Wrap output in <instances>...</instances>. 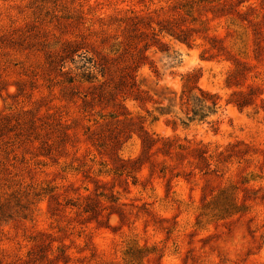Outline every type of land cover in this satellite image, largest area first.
I'll list each match as a JSON object with an SVG mask.
<instances>
[{"label": "rangeland", "instance_id": "374dc122", "mask_svg": "<svg viewBox=\"0 0 264 264\" xmlns=\"http://www.w3.org/2000/svg\"><path fill=\"white\" fill-rule=\"evenodd\" d=\"M184 1L0 0V264H264V49L253 57L256 40L264 46V1L237 8L250 24L202 4L188 17ZM169 21L196 29L190 46L157 33ZM67 43L94 59L127 43L143 52L135 76L145 106L126 100L125 108L152 136L205 147L210 166L187 155L114 173L86 139L98 109L84 113L81 99L92 87L60 75ZM75 60L60 71L80 73ZM236 60L247 65L237 83L257 86L242 111L227 103ZM189 72L219 99L214 113L190 122L170 108ZM138 151L133 137L118 154Z\"/></svg>", "mask_w": 264, "mask_h": 264}, {"label": "trees", "instance_id": "16d2710c", "mask_svg": "<svg viewBox=\"0 0 264 264\" xmlns=\"http://www.w3.org/2000/svg\"><path fill=\"white\" fill-rule=\"evenodd\" d=\"M247 2L248 0H185L180 8L184 10L185 15L191 17L192 8L195 4L208 5L210 12H213V14L217 13V17L235 15L238 21L250 24L251 21L241 17L243 13L237 10L240 7L244 8L245 11L253 9ZM181 19H183L182 14L179 17V20ZM157 26V33L165 32L176 41L187 46H190L193 41L192 34H196L195 28L185 27L182 29L177 27L176 23L172 21H169V27ZM132 30H135V27ZM255 35L260 37L262 32L256 31ZM151 36L156 49L159 52H167V46L156 39L157 34L152 31ZM212 39H215V37H212ZM79 45V43L65 44L62 48L64 56L61 59L60 70L64 68L66 62L74 65L76 63L75 57H77L79 65H75V69L80 71V73L72 75L70 70H59V72L60 75H66L65 82L70 87L73 82L80 84L82 81L89 83L92 87V91L88 93L89 97L84 95L81 99L84 113L91 112L95 107L98 109L89 114L88 122L90 124L85 127L86 139L96 150L97 154L108 158L111 170L114 173L118 175L123 173L130 174L135 170L140 171L144 167H148L149 171H151L152 166L159 158L162 161L165 158H169L170 162L173 158H183L187 155L192 158L191 163H194L195 166L202 165L204 168L210 166L209 156L206 155L205 147L185 145L173 138L152 136L145 130L142 118L131 115L125 108L124 101L126 100H131L141 107L145 106L146 98L138 88L135 76L136 70L145 64L147 60L143 52L137 50L136 47H133V51L128 50L130 44L127 43L121 49V52H116V56L101 55L94 59L93 57H87L85 53H79L81 50ZM262 49H264V46L257 39L253 57L257 59L261 55ZM121 58L124 59L123 65L116 66L114 62ZM200 58L203 59L202 56ZM246 66L245 62L236 60L234 67L225 78L226 86L233 88L231 99L227 103L232 104L239 111L253 105V97L251 95L257 89V86L251 84L246 85V89H242V85L235 80L237 76L243 74ZM152 71L156 73L154 68ZM114 73L115 75H112ZM97 76H100L102 80L98 81ZM198 78L199 75L195 72L183 75L180 92L170 101V108L177 107L189 122L205 119L209 114L214 113L219 106V99L215 94L196 86ZM234 97L237 98L234 99ZM262 108L264 126V101H262ZM95 116L97 117L96 119H91ZM133 137H136L139 141L138 153L134 157H121L118 152ZM237 145L240 144H228L224 150L220 151L218 153V162H224L223 158L228 156L226 154L228 150Z\"/></svg>", "mask_w": 264, "mask_h": 264}]
</instances>
